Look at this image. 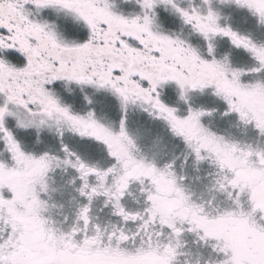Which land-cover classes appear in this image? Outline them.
I'll return each instance as SVG.
<instances>
[{
  "label": "snow or ice",
  "instance_id": "1",
  "mask_svg": "<svg viewBox=\"0 0 264 264\" xmlns=\"http://www.w3.org/2000/svg\"><path fill=\"white\" fill-rule=\"evenodd\" d=\"M0 264H264V0H0Z\"/></svg>",
  "mask_w": 264,
  "mask_h": 264
}]
</instances>
